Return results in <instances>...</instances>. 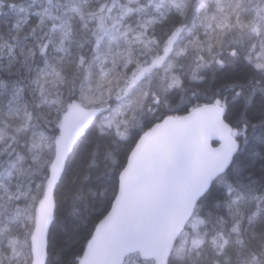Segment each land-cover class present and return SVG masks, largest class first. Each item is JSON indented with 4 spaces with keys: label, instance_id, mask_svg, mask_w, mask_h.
Wrapping results in <instances>:
<instances>
[{
    "label": "snow or ice",
    "instance_id": "snow-or-ice-1",
    "mask_svg": "<svg viewBox=\"0 0 264 264\" xmlns=\"http://www.w3.org/2000/svg\"><path fill=\"white\" fill-rule=\"evenodd\" d=\"M0 264H264V0H0Z\"/></svg>",
    "mask_w": 264,
    "mask_h": 264
}]
</instances>
